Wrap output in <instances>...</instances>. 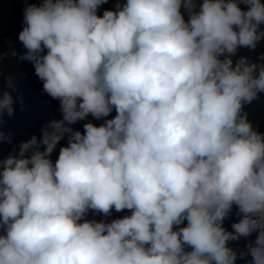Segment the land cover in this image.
<instances>
[{
	"label": "clouds",
	"instance_id": "1",
	"mask_svg": "<svg viewBox=\"0 0 264 264\" xmlns=\"http://www.w3.org/2000/svg\"><path fill=\"white\" fill-rule=\"evenodd\" d=\"M108 2L25 0L21 59L62 119L0 159V264H264V133L244 111L264 64L232 59L264 40V2L116 0L98 15ZM13 104L0 94V143ZM89 115L104 122L72 127ZM254 232L238 257L229 241Z\"/></svg>",
	"mask_w": 264,
	"mask_h": 264
}]
</instances>
